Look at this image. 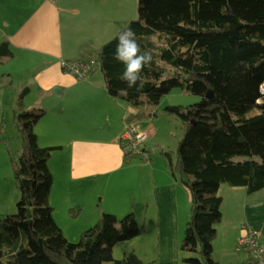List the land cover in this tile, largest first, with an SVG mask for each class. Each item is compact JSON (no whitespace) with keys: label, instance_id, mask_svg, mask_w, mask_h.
Listing matches in <instances>:
<instances>
[{"label":"trees","instance_id":"trees-1","mask_svg":"<svg viewBox=\"0 0 264 264\" xmlns=\"http://www.w3.org/2000/svg\"><path fill=\"white\" fill-rule=\"evenodd\" d=\"M129 26L153 54L139 91L128 88L121 79L124 66L113 58L115 37ZM12 54L2 40L0 63ZM95 56L107 92L134 105L155 104L174 86L201 96L187 105L165 106L185 128L176 159L166 153L191 197L181 259L218 264L213 250L223 216L220 184L244 185L249 192L264 186V0H138L137 15ZM27 92L26 86L17 94L12 117L21 140L18 156L11 159L20 198L16 212L0 214V264H172L144 260L134 250L114 256L117 241L142 231L133 210L122 215L102 211L76 241L63 232L49 200L53 174L48 160L60 144L39 143L35 125L45 109L25 106ZM6 130L0 121V142L10 137Z\"/></svg>","mask_w":264,"mask_h":264},{"label":"crops","instance_id":"crops-1","mask_svg":"<svg viewBox=\"0 0 264 264\" xmlns=\"http://www.w3.org/2000/svg\"><path fill=\"white\" fill-rule=\"evenodd\" d=\"M137 13L138 0H0V42L7 40L13 50L0 63V121L6 129L13 125L16 97L26 86L25 106L45 109L35 131L40 144H60L48 165L49 200L62 229L82 231L102 211L133 210L142 231L117 241L114 256L124 244V252L134 250L144 260L181 264L186 185L155 159L126 160L121 144L127 124L143 128L141 106L110 95L99 69L80 78L61 65L95 56ZM241 200L237 220L223 215L217 224L213 254L219 261L250 264L237 246L244 225L255 228L264 245V195L245 188Z\"/></svg>","mask_w":264,"mask_h":264},{"label":"rangeland","instance_id":"rangeland-1","mask_svg":"<svg viewBox=\"0 0 264 264\" xmlns=\"http://www.w3.org/2000/svg\"><path fill=\"white\" fill-rule=\"evenodd\" d=\"M95 68L102 71L99 63H97ZM200 98L201 96L199 94L187 92L181 86H174L168 92L164 93L157 103L141 106L140 109L143 112L141 120L143 128H141L143 131L147 132V136L143 141V145L148 151L150 158L155 159L158 164L163 165L168 169L170 168L168 161L169 156L166 152L169 151L171 153L172 159H176V148L180 138L185 132V128L181 119L175 113H168L165 110V106L168 104L187 105L189 103L198 101ZM6 132L10 135V137H8L4 142H1L3 144H0V214L16 212L17 200L20 198V188L18 187L14 175L11 159L12 157L18 156L21 149V140L18 136V130L14 125H10ZM243 156L244 155H237L236 157ZM142 158L144 157L136 155L130 158L126 157V160L130 159V161L139 162L142 161ZM245 188L246 187L244 185L240 186L230 184L228 182H222L220 184L219 192L221 195H223L221 209L226 221L232 222L233 219L234 221L237 220L238 206L236 202H239L240 204L242 203L241 199ZM184 189L185 191H188V193L183 195V217L184 220L185 218H188L189 220L191 215V197L187 185L184 186ZM252 192L264 195V186ZM67 215L68 212L66 213L65 219L67 218V220H69ZM221 221H219L217 224H222ZM217 224L216 227H220ZM62 230L71 240L76 241L79 239L81 231L74 232L68 229L66 226H64V229ZM123 245L124 244H118V246L115 248L116 254H119L118 257H121L124 252ZM239 247L242 249L241 251L243 254L247 252L250 255V259L252 258L251 252L249 250H245L241 246ZM181 264L189 263L183 260ZM218 264H232V261L231 259L224 257V259H221Z\"/></svg>","mask_w":264,"mask_h":264},{"label":"built area","instance_id":"built-area-1","mask_svg":"<svg viewBox=\"0 0 264 264\" xmlns=\"http://www.w3.org/2000/svg\"><path fill=\"white\" fill-rule=\"evenodd\" d=\"M96 56L80 58L69 62L62 60L61 65L64 69L70 70L80 78H87L97 65ZM264 82L261 85V92L264 93ZM263 88V89H262ZM147 132L143 131L135 123L127 124L121 135V144L125 157L130 158L136 155L150 159V155L143 145ZM245 227V225H244ZM238 245L251 252L250 264H264V245L260 242L258 232L255 228L247 226L238 237Z\"/></svg>","mask_w":264,"mask_h":264},{"label":"clouds","instance_id":"clouds-1","mask_svg":"<svg viewBox=\"0 0 264 264\" xmlns=\"http://www.w3.org/2000/svg\"><path fill=\"white\" fill-rule=\"evenodd\" d=\"M115 39L117 43L113 58L124 66L121 79L127 83L128 88L139 91L143 87L138 84L142 79L141 73L153 62L152 51L141 47L130 26L120 31Z\"/></svg>","mask_w":264,"mask_h":264},{"label":"water","instance_id":"water-1","mask_svg":"<svg viewBox=\"0 0 264 264\" xmlns=\"http://www.w3.org/2000/svg\"><path fill=\"white\" fill-rule=\"evenodd\" d=\"M101 51V48L98 50V52H100ZM194 121V120H193Z\"/></svg>","mask_w":264,"mask_h":264}]
</instances>
